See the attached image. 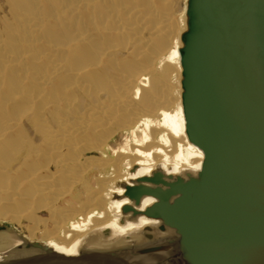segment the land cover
Listing matches in <instances>:
<instances>
[{"label":"bare ground","instance_id":"1","mask_svg":"<svg viewBox=\"0 0 264 264\" xmlns=\"http://www.w3.org/2000/svg\"><path fill=\"white\" fill-rule=\"evenodd\" d=\"M7 1L0 221L66 253L104 228L115 240L152 223L121 224L127 200L114 198L119 181L158 164L201 166L180 93L186 0L179 10L178 0Z\"/></svg>","mask_w":264,"mask_h":264},{"label":"water","instance_id":"2","mask_svg":"<svg viewBox=\"0 0 264 264\" xmlns=\"http://www.w3.org/2000/svg\"><path fill=\"white\" fill-rule=\"evenodd\" d=\"M179 55L201 166L119 181V222H153L74 253L0 221V264H264V0H186Z\"/></svg>","mask_w":264,"mask_h":264},{"label":"rangeland","instance_id":"3","mask_svg":"<svg viewBox=\"0 0 264 264\" xmlns=\"http://www.w3.org/2000/svg\"><path fill=\"white\" fill-rule=\"evenodd\" d=\"M183 1L184 0H180V1L178 0L177 5H176L178 7V8L176 7L177 10H179V9H181L183 7V4H184ZM10 10L11 9H10V6L8 4V1L7 0H0V26H3V21H9V20L11 21V19H10L11 18ZM170 50H171V48L168 51H170ZM29 134H30V136L33 135L32 132H30ZM114 146H115V144H114ZM26 223L22 222V223L18 224L22 228L23 232H25V230L27 229L26 225H25Z\"/></svg>","mask_w":264,"mask_h":264}]
</instances>
